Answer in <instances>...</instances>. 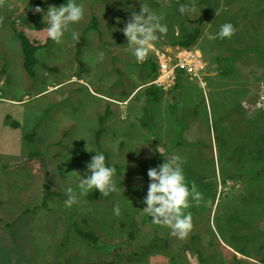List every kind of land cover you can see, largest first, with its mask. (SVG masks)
<instances>
[{"label":"rangeland","instance_id":"rangeland-1","mask_svg":"<svg viewBox=\"0 0 264 264\" xmlns=\"http://www.w3.org/2000/svg\"><path fill=\"white\" fill-rule=\"evenodd\" d=\"M35 1L0 7V264H264V71L251 51L264 41V0H210V17L195 25L200 36L189 49L202 66L196 77L178 71L179 48L171 43L189 31L196 5L182 13L171 0H76L84 18L57 44L47 36L46 13L62 4L40 0L42 13H24ZM141 2L168 29L148 54L159 65L156 78L171 74L154 104L142 62L121 31ZM91 17L97 32H86ZM224 23L236 32L222 48L216 34ZM13 26L38 46L33 76L22 68ZM236 50L235 62L219 60ZM171 104L195 109L193 120L174 121ZM32 134L30 142L25 135ZM96 152L123 168L114 177L123 185L107 200L79 196ZM173 154L186 161V181L203 195L186 210L193 227L183 239L143 211L148 169ZM44 187L60 194L46 207L39 205ZM69 187L79 201L71 208L64 203ZM72 222L94 231L96 245L82 242Z\"/></svg>","mask_w":264,"mask_h":264},{"label":"clouds","instance_id":"clouds-1","mask_svg":"<svg viewBox=\"0 0 264 264\" xmlns=\"http://www.w3.org/2000/svg\"><path fill=\"white\" fill-rule=\"evenodd\" d=\"M4 5L5 0H0V7ZM187 10V5L180 6L182 13ZM33 11L42 13L43 9L37 6ZM84 15V6L76 3V0H68L59 7L50 5L46 13L47 36L60 44L65 32L69 31V25L79 23ZM162 20V16H158L143 2H141L138 13L135 11L131 13L130 19L121 31L137 62H144L147 59L152 42L159 39L157 33L167 34V25L163 24ZM3 22L4 17L0 16V25ZM235 32L236 28L233 24L224 23L216 36L221 39H230ZM72 38L79 42V33L72 31ZM210 38L215 39L216 37ZM103 58L104 53H99V59L103 60ZM185 162L179 155L173 154L158 167L149 168L147 175L150 183L147 196L143 201L146 204L143 211L152 217L153 222L168 226L171 229L170 234L180 239L185 238L193 227L192 214L186 210L192 206L191 202L194 201L198 206L203 200V195L198 190L195 181H192L190 185L186 181L182 167ZM86 167L90 174L87 178L80 176L77 185L80 190L79 196H86L91 189L98 190L105 197L110 193L120 191L114 179L116 169L106 164V157L103 153L96 152ZM66 196L64 203L68 208L79 202L77 193L71 187L66 189ZM113 212L117 216L120 215L119 203L114 206Z\"/></svg>","mask_w":264,"mask_h":264},{"label":"trees","instance_id":"trees-1","mask_svg":"<svg viewBox=\"0 0 264 264\" xmlns=\"http://www.w3.org/2000/svg\"><path fill=\"white\" fill-rule=\"evenodd\" d=\"M68 0H57L58 4H65L67 3ZM209 2L210 0H178V2H175L174 0H171V5L174 6L177 3L181 4V5H187L188 7H191L193 5H196L198 7V9L200 10V13L198 15H196L194 17V19L191 20V22H189V31H187L185 33V35L183 37H180L178 40L171 42L174 46L178 47L179 49H190L198 40L199 36H200V30L198 27L199 23H202V21L204 20L203 18H207V16L210 17V10H209ZM42 7V1L37 0L35 2H33L32 4H30L29 6L23 8V12L24 13H32L33 9L36 7ZM199 22V23H198ZM196 25V26H195ZM13 28V32L16 36V38L19 40L20 42V46H21V50H22V68L23 70L29 75V76H33L34 75V66L37 65L39 62L37 60V58L35 57V52L38 49V46L34 45L36 44L35 42H30L29 39L23 35L22 33L16 31V29ZM252 29V33L255 32V28L251 25L250 27ZM87 31H96L97 32V21L95 19V17H91L90 21L88 23V26L86 27V32ZM217 41V45L219 47L224 48V45L226 47H230V44L226 43L225 39H219L216 40ZM238 51V55L237 52ZM234 51V54L231 55V58H229L228 56H226L225 51L222 52L221 54V60L222 62L224 61H235L236 59L240 58L237 57L239 56V52H242V50H236ZM256 57H258L261 62H262V68L264 71V41L263 39L260 40L258 38V47L257 49L251 50ZM236 55V56H235ZM242 56V55H241ZM228 57V58H226ZM80 67L82 66V63L79 62ZM231 65V63H228V66ZM40 66L45 69V70H52V68L48 67L45 64H40ZM142 69H143V78L144 80L149 79L150 81H154L157 74H158V64L157 62H155L152 57H150L148 55L147 59L142 62ZM178 71H181L180 69H178ZM264 73V72H263ZM150 82H148L146 84V86H144L147 90L148 96L150 97V101L152 102H157L161 96V94L163 93V90L161 87L155 85V84H149ZM170 111L172 113L173 119L176 122L180 121L179 116L177 115V111L178 108L176 106H174V104H171L169 106ZM8 120V117L6 118V121ZM99 122H103V118L99 119ZM9 124V122H7ZM11 127L13 128H18L20 125L17 122H10ZM98 133H100V131H98ZM26 138L31 142L32 138H33V134L32 135H25ZM106 164L108 166H110L107 162ZM115 167L116 169V175H122L123 174V168H121L120 166H112ZM128 179H131L133 177L131 176H127ZM123 184L120 183L117 185L118 188H120ZM43 192V200L41 203H39L40 206L46 207V200L50 197H60V194L57 192H50L48 191L45 187L42 189L41 193ZM112 195V193L109 194V196L105 197L103 196L98 190H92V192L87 194V199L89 200H94L97 198H101L103 200H107L110 198V196ZM73 225V230L76 233V235L80 238V240L82 242H84L86 245L90 246H94L96 245L97 241H98V237H96V234L94 233V231L90 230V229H80L79 227H77V225L72 222ZM130 238H132V234L128 235Z\"/></svg>","mask_w":264,"mask_h":264},{"label":"built area","instance_id":"built-area-1","mask_svg":"<svg viewBox=\"0 0 264 264\" xmlns=\"http://www.w3.org/2000/svg\"><path fill=\"white\" fill-rule=\"evenodd\" d=\"M175 65H176V67H179L178 69H181V68L185 69L190 76H194V77L197 76L199 70L202 67L200 64V60L198 59L197 54L195 52H192L189 49H179V51L176 55V64ZM158 72H159V67H158ZM162 73H163V70H162ZM171 73H172V71H171ZM169 75H171V74H167L165 76V80L168 79V77H170ZM161 77L162 76L155 78V80L152 81V83L159 86V87H160V85H164L165 80H163V81L159 80V79H161Z\"/></svg>","mask_w":264,"mask_h":264},{"label":"crops","instance_id":"crops-1","mask_svg":"<svg viewBox=\"0 0 264 264\" xmlns=\"http://www.w3.org/2000/svg\"><path fill=\"white\" fill-rule=\"evenodd\" d=\"M173 45V44H172ZM194 46V45H193ZM150 56V55H149ZM154 60V59H153ZM219 60H221V58H219ZM237 60V59H236ZM235 60V61H236ZM234 61V62H235ZM225 62V61H224ZM228 61H226V63H227ZM22 64V63H21ZM228 66V65H227ZM148 80V82H150L149 84H152V81H150L149 79H147ZM147 83H145V85H146ZM137 90V88L136 89H134V91L133 92H135ZM132 93H130V95H131ZM129 95V96H130ZM160 100V99H159ZM158 100V101H159ZM157 101V102H158ZM124 103H125V101H124ZM154 103H156V102H153V104ZM170 106V105H169ZM186 105H182L181 107H177L178 108V111H177V115L179 116V118H180V120H181V122H190V121H192L193 119L191 118L193 115L195 116V114H196V110L195 109H191V110H187L186 109V107H185ZM186 113H188L189 115H186ZM171 114V116H172V113H170ZM190 115H192V116H190ZM172 118H173V116H172ZM174 120V119H173ZM175 121V120H174ZM184 127H186V126H183V127H181L182 129L181 130H183L184 129ZM2 154H0V156H1ZM2 175V173H1V171H0V176Z\"/></svg>","mask_w":264,"mask_h":264}]
</instances>
